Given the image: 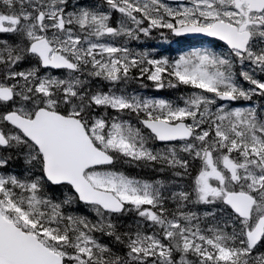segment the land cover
<instances>
[{
	"label": "snow or ice",
	"instance_id": "1",
	"mask_svg": "<svg viewBox=\"0 0 264 264\" xmlns=\"http://www.w3.org/2000/svg\"><path fill=\"white\" fill-rule=\"evenodd\" d=\"M0 264H264V0H0Z\"/></svg>",
	"mask_w": 264,
	"mask_h": 264
}]
</instances>
